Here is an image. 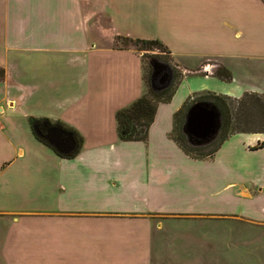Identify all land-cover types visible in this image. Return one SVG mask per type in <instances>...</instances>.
Listing matches in <instances>:
<instances>
[{
    "label": "crops",
    "instance_id": "crops-1",
    "mask_svg": "<svg viewBox=\"0 0 264 264\" xmlns=\"http://www.w3.org/2000/svg\"><path fill=\"white\" fill-rule=\"evenodd\" d=\"M120 36L159 39L183 72L146 140L117 135V110L146 90L143 55ZM0 66V264H172L173 241L187 264H253L223 237L264 226L240 209L264 197V132L203 159L170 134L193 93L264 94V0H0ZM30 117L74 131V154L37 139ZM182 228L199 250L174 240Z\"/></svg>",
    "mask_w": 264,
    "mask_h": 264
},
{
    "label": "trees",
    "instance_id": "trees-1",
    "mask_svg": "<svg viewBox=\"0 0 264 264\" xmlns=\"http://www.w3.org/2000/svg\"><path fill=\"white\" fill-rule=\"evenodd\" d=\"M117 40H126L128 42L127 44H124L125 46L131 43L134 46H139L138 49H149L152 45H159L166 50L167 54H169V59L171 58L170 63L169 60H164L161 57L156 56L158 60L167 64L172 70V79L169 84L162 90L154 91L150 86V64H148L149 67H146L147 65H145V92L126 107L117 110L115 115L117 121V135L120 140H146L148 129L154 119L158 103L167 102L171 99L179 80L183 76V72L173 63L169 49L159 39H142L120 36L117 37ZM213 74L223 80L231 79V72L221 65L215 67ZM3 77L4 68L0 66V79ZM196 101L209 102L221 113V124L216 137L211 142L198 146L188 143L185 134L182 132L185 111L190 104ZM250 107H257L259 110L260 127L258 128H250L246 123V111ZM173 118L174 126L170 136L175 140L179 147L190 157L196 159L211 158L222 142L231 134L236 132H264V94L251 91L244 92L240 97H232L209 90L193 93L187 98L183 106L175 112ZM29 122L33 128V132L36 125L46 123L71 132L78 145L81 143V138L78 137L74 131L65 128L59 121L51 122L46 118L30 117ZM175 133H177L178 138L173 136ZM35 137L46 144L48 143L45 139L38 137L36 134ZM263 145L264 141L259 143L258 146ZM206 149L209 150L204 152ZM73 154L74 153L61 155L72 156Z\"/></svg>",
    "mask_w": 264,
    "mask_h": 264
},
{
    "label": "rangeland",
    "instance_id": "rangeland-1",
    "mask_svg": "<svg viewBox=\"0 0 264 264\" xmlns=\"http://www.w3.org/2000/svg\"><path fill=\"white\" fill-rule=\"evenodd\" d=\"M128 41L126 40H118L117 45H124L127 44ZM128 45H132L129 43ZM134 46V45H132ZM135 48L143 55L145 60L146 67H149V59L152 57L157 58L156 56L161 57L164 60H169L171 63V58L169 59V54H167L166 50L159 46V45H152L149 49H138L139 46H135ZM158 59V58H157ZM246 120L247 125L250 128H258L260 127V116L259 110L257 107H250L246 111ZM175 138H178L177 133L173 135ZM188 142V141H187ZM209 149H206L204 152H207ZM248 200V199H247ZM245 201L248 204L245 207L244 203L240 206V209H254L257 213L264 212V197L260 198L257 197L254 201ZM226 221V220H224ZM231 221V220H230ZM227 224H224L223 227H228L229 225L235 224L226 221ZM236 225V224H235ZM250 225L245 222H239V231L236 233L231 234L229 231H224V243L225 245L228 244V238L233 237L232 239L239 240L240 243V250L238 253V258L241 262L250 261L253 264H260L262 261L264 262V226H259L257 229L248 228ZM247 227V228H242ZM174 240L185 238L191 240L193 247L199 250V233L189 231L188 228H182L175 232ZM184 244L182 241H173L167 247L166 251L172 253V264H187V262L191 261L190 256L188 257L185 255ZM170 248V249H169ZM195 249V248H193ZM223 259L225 260L226 257L224 256Z\"/></svg>",
    "mask_w": 264,
    "mask_h": 264
},
{
    "label": "water",
    "instance_id": "water-1",
    "mask_svg": "<svg viewBox=\"0 0 264 264\" xmlns=\"http://www.w3.org/2000/svg\"><path fill=\"white\" fill-rule=\"evenodd\" d=\"M151 67L150 86L154 91L165 88L172 79L171 68L155 57L149 59ZM221 124V113L209 102L196 101L189 105L184 114L182 132L191 145H205L217 135ZM34 133L45 139L57 152L70 154L76 146V141L70 132L53 127L42 134L37 127Z\"/></svg>",
    "mask_w": 264,
    "mask_h": 264
},
{
    "label": "flooded vegetation",
    "instance_id": "flooded-vegetation-1",
    "mask_svg": "<svg viewBox=\"0 0 264 264\" xmlns=\"http://www.w3.org/2000/svg\"><path fill=\"white\" fill-rule=\"evenodd\" d=\"M35 127H37L38 130L42 132V134H46L49 129H51V128L55 127V126H51V125H48L46 123H43V124H38ZM57 128H59V127H57Z\"/></svg>",
    "mask_w": 264,
    "mask_h": 264
}]
</instances>
